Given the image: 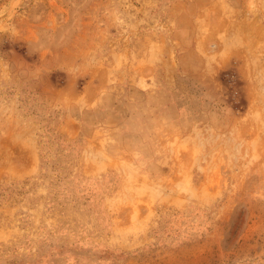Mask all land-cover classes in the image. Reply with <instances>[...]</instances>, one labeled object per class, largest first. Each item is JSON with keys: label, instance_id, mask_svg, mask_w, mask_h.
Listing matches in <instances>:
<instances>
[{"label": "rangeland", "instance_id": "rangeland-1", "mask_svg": "<svg viewBox=\"0 0 264 264\" xmlns=\"http://www.w3.org/2000/svg\"><path fill=\"white\" fill-rule=\"evenodd\" d=\"M0 264H264V0H0Z\"/></svg>", "mask_w": 264, "mask_h": 264}]
</instances>
